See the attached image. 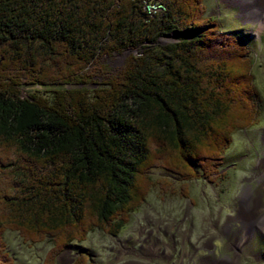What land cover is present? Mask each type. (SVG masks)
<instances>
[{"label": "trees", "instance_id": "trees-1", "mask_svg": "<svg viewBox=\"0 0 264 264\" xmlns=\"http://www.w3.org/2000/svg\"><path fill=\"white\" fill-rule=\"evenodd\" d=\"M145 1L0 0V264H13L7 230L48 236L44 264L95 228L119 234L152 186L165 189L152 169L186 196L184 181L214 180L233 134L258 123L250 48L203 0H161L151 16ZM129 48L88 86L101 55Z\"/></svg>", "mask_w": 264, "mask_h": 264}, {"label": "rangeland", "instance_id": "rangeland-1", "mask_svg": "<svg viewBox=\"0 0 264 264\" xmlns=\"http://www.w3.org/2000/svg\"><path fill=\"white\" fill-rule=\"evenodd\" d=\"M241 1L203 0L206 15L217 18L224 32L234 34L250 48L261 96L258 123L233 134L220 175L214 180L201 176L184 181L186 196L180 194L178 176L152 169V179L166 182L165 189L162 184L152 186L119 234L95 228L83 241L63 248L55 264L72 263L80 253L87 254V264H264V161L260 163L264 160V6L256 14L251 8L244 10ZM174 36H158L155 46L172 42ZM137 52L138 48H129L101 55L96 66L103 70H96L88 86H99L107 74L120 69L128 55ZM33 88L38 89L24 85L20 92L26 95ZM49 90L39 91L50 94ZM246 191L250 192L248 211L263 220L251 233L239 215L246 209ZM3 238L13 264H44L52 246L48 236L32 244L15 230H7Z\"/></svg>", "mask_w": 264, "mask_h": 264}, {"label": "bare ground", "instance_id": "bare-ground-1", "mask_svg": "<svg viewBox=\"0 0 264 264\" xmlns=\"http://www.w3.org/2000/svg\"><path fill=\"white\" fill-rule=\"evenodd\" d=\"M241 2L243 3V6L245 7V8L243 7L244 10H246V8H251V10L254 13L256 12V14L260 11V8H262L264 6V1L263 0H252L251 3L254 2V5L253 6H251L252 4L250 5V3H249L250 1L249 0H242ZM249 196H250V192L249 191H246L245 195H243V202H244V205L246 206V209L240 210V214H239L240 215V218L242 219V221L245 224H247L248 225V229H250V230H247V233L253 232L254 229H252V227L253 226H256V225H260V224H257V223H260L261 221H263L262 218H264V217L261 218L260 216H258L257 218H255V214H253L252 212L250 213L248 211L249 210L248 209Z\"/></svg>", "mask_w": 264, "mask_h": 264}, {"label": "built area", "instance_id": "built-area-1", "mask_svg": "<svg viewBox=\"0 0 264 264\" xmlns=\"http://www.w3.org/2000/svg\"><path fill=\"white\" fill-rule=\"evenodd\" d=\"M144 10L147 12L148 15H155L160 13L164 10V5L159 0H147L144 2Z\"/></svg>", "mask_w": 264, "mask_h": 264}, {"label": "flooded vegetation", "instance_id": "flooded-vegetation-1", "mask_svg": "<svg viewBox=\"0 0 264 264\" xmlns=\"http://www.w3.org/2000/svg\"><path fill=\"white\" fill-rule=\"evenodd\" d=\"M240 160H241V159H240ZM243 160H245V159H243ZM241 161H242V160H241ZM245 161H246V160H245ZM263 161H264V160H261L260 163L263 162ZM235 163H236V162H234L233 165H234ZM263 164H264V163H263Z\"/></svg>", "mask_w": 264, "mask_h": 264}]
</instances>
